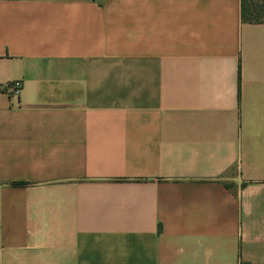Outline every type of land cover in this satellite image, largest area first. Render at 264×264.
<instances>
[{"label": "crops", "instance_id": "obj_1", "mask_svg": "<svg viewBox=\"0 0 264 264\" xmlns=\"http://www.w3.org/2000/svg\"><path fill=\"white\" fill-rule=\"evenodd\" d=\"M0 264H264V23L0 0Z\"/></svg>", "mask_w": 264, "mask_h": 264}, {"label": "trees", "instance_id": "obj_2", "mask_svg": "<svg viewBox=\"0 0 264 264\" xmlns=\"http://www.w3.org/2000/svg\"><path fill=\"white\" fill-rule=\"evenodd\" d=\"M240 16L245 23H264V0H240Z\"/></svg>", "mask_w": 264, "mask_h": 264}, {"label": "built area", "instance_id": "obj_3", "mask_svg": "<svg viewBox=\"0 0 264 264\" xmlns=\"http://www.w3.org/2000/svg\"><path fill=\"white\" fill-rule=\"evenodd\" d=\"M21 81L19 79L11 80L6 82V84L2 85L3 91L13 98H18L20 90H21Z\"/></svg>", "mask_w": 264, "mask_h": 264}]
</instances>
